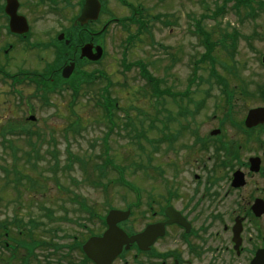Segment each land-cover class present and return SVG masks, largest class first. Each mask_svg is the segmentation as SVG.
<instances>
[{
	"label": "rangeland",
	"instance_id": "obj_1",
	"mask_svg": "<svg viewBox=\"0 0 264 264\" xmlns=\"http://www.w3.org/2000/svg\"><path fill=\"white\" fill-rule=\"evenodd\" d=\"M128 1L135 5L143 3L149 9L147 12L157 11L162 17L169 15V27H163L160 20L155 23L156 43L152 40L148 44L146 37L130 38L127 43L126 33L113 25L99 44L104 51L101 59L81 64L72 78L74 83L64 84L60 91H40L33 81L13 85L8 78L0 77V219L21 217L27 222L29 217L47 216L52 210L55 221L64 215L63 205L74 207L65 201H73L77 196L90 211L98 214L89 219L88 209H79V220L86 225L81 228L83 237L89 232H102L104 222L102 224L100 217H104L110 206L125 210L133 205L126 227L136 231L154 220L153 212L159 209L154 202L153 210L149 209L150 195L163 206L162 196L171 184L180 186L178 192L183 196L177 206H190L192 215L197 216L196 224L207 227L208 232L220 233L226 245L225 238L230 231L226 233L225 226L232 227L238 211H246L251 196L264 193V177L259 175L250 181L247 177V184L237 193L230 185L235 169H241L250 156L264 152V146L260 147L264 131L257 128L254 136L253 131L238 126L248 109L264 102V98L252 91L244 100L235 88L241 81L251 89L256 77L264 83V69L260 65L264 54V4L257 6V1L264 3V0H254L253 15L243 6H238L240 11H236L235 0H186V4L185 0ZM110 2L115 16L124 18L131 14L118 8L117 0ZM198 22L211 41L219 43L212 53L216 58L214 68L227 78L229 89L237 90H232L231 99V109L234 107L236 111L234 123L231 117L220 124L223 110L227 109L226 97L211 76V65L200 64L205 47L195 30ZM186 29L190 30V36ZM237 32L236 45H231L225 36L233 37ZM43 51L45 60L31 57L26 64L33 71L41 72L57 65L56 51ZM138 60L161 80L157 91L151 89L140 68L134 65ZM194 62L197 71L192 68ZM221 63L240 75H232ZM95 71L105 72L106 77L96 80ZM84 74L91 75L92 80L87 83ZM107 79L112 84L105 93L118 102L113 103H117L118 109L111 114L108 109L113 105L103 103L105 96H100L108 84ZM44 98L46 103L42 102ZM26 102L33 108L31 112ZM214 129H220V134L211 135ZM27 130L38 134L29 136ZM197 133L201 137L193 135ZM256 136L259 137L255 141ZM206 139L209 144L203 148L200 144ZM221 141L236 149L233 158L225 153ZM100 153H103L98 160L100 165L93 166L97 176L106 166L109 168L101 187H95L85 176L93 174L92 160ZM78 157L89 164L87 172L82 171ZM227 159L231 160L227 162ZM33 162L36 169L32 167ZM6 166L37 180L17 182L13 173L7 176L2 170ZM123 177L138 189L139 199L125 183L116 184L123 182ZM248 212L249 217L252 216L249 209ZM263 217L254 218L256 221L248 218L244 224V232L252 233L257 243L261 241L260 232L264 231ZM62 224L58 220L53 225Z\"/></svg>",
	"mask_w": 264,
	"mask_h": 264
},
{
	"label": "flooded vegetation",
	"instance_id": "obj_2",
	"mask_svg": "<svg viewBox=\"0 0 264 264\" xmlns=\"http://www.w3.org/2000/svg\"><path fill=\"white\" fill-rule=\"evenodd\" d=\"M99 1L101 3L99 18L81 25L77 19L84 9L86 0H0V77L8 78L13 85L26 84L34 79L38 87H43L47 84L48 77L53 82L58 75L62 77L64 66L70 63L76 64L75 71L81 64L96 63L90 59L81 58V48L89 42L95 46L101 44L104 35L113 25L126 33L127 43L130 42V38L139 40L146 37L148 44L155 40L157 32L155 23L159 22V12H147L149 9L141 2L135 5L128 0H117L118 8L131 13L122 18L114 15L110 0ZM158 1L160 0H156ZM183 11H186V8ZM102 16L105 17L102 19ZM161 25L170 26L164 21ZM103 28L104 31H102ZM171 31L173 32V29ZM186 31L190 36V30L186 29ZM48 49L56 51L58 61H61L58 65L48 66L50 69L47 67L41 72L33 71L26 65L31 57L45 60L41 52ZM260 65L264 69V54L261 55ZM250 88L249 90L259 92L260 98L262 97L264 83L257 77ZM55 90L57 91L58 87H55ZM25 104L28 105L27 102ZM255 105L254 107H260L264 105V102L261 101L260 104ZM28 107L31 111L30 104ZM260 144V147L264 146V142L261 141ZM263 155L264 152L262 155H256L261 157V170L258 173L249 170L251 156L242 163L241 169L246 171L249 181L255 175L264 177L261 174L264 172ZM179 188L180 186L175 185L165 188L166 194L162 196L165 200L163 206L159 200L153 199V202L159 205V209L153 212L154 220L148 223L165 222L168 219L165 209L172 207L186 219L189 231L177 223L170 224L166 226L165 235L157 238L149 250H141L133 244L129 249H124L112 264H251L257 250L264 248V231L260 232L261 241L257 243L252 233L244 232V224L248 218L256 221L251 205L257 198L264 200V193L251 196L246 211H238L235 216L244 218L241 242L236 248L232 239V227L225 226L226 233L228 231L230 233L225 238L227 244L223 245L220 233L208 232L207 227L196 224L197 216L192 215L190 206H177V201L183 199L178 192ZM241 189H233V191L237 193ZM65 202H71L74 207L68 208L63 205L65 208L61 211L64 215L55 221L51 209L47 216L43 215L39 218L32 216L27 219V222L21 217L11 219L3 216L0 219V264H94L86 258L81 249L91 235H101L103 231L89 232L91 235L88 233L83 237L81 228L86 225L81 224L79 220L78 201ZM249 208L254 217H249ZM71 212L73 214L68 215ZM217 218L221 219V216ZM257 219L260 220L261 217ZM58 220L63 224L53 225ZM65 221L67 223H64ZM119 226L128 230L126 222L119 223ZM70 227L72 230H69Z\"/></svg>",
	"mask_w": 264,
	"mask_h": 264
},
{
	"label": "water",
	"instance_id": "obj_3",
	"mask_svg": "<svg viewBox=\"0 0 264 264\" xmlns=\"http://www.w3.org/2000/svg\"><path fill=\"white\" fill-rule=\"evenodd\" d=\"M101 10V3L99 0H86L84 9L77 19V21L84 25L89 20H97ZM62 38V37H61ZM103 48L101 45L95 46L89 42L83 45L81 49V58H88L93 61H98L103 56ZM75 69V63H71L64 67L63 77L69 78ZM34 120L35 117L31 116ZM264 123V107L253 108L249 110L245 125L249 128L258 124ZM220 130L215 129L211 134H219ZM250 170L258 172L260 169V158H250ZM245 175L241 171H236L233 175L232 186L240 187L245 185ZM252 209L256 216L264 214V200L256 199L252 205ZM166 214L169 220L166 223H156L148 225L142 232L129 236L125 231L118 227V223L126 220L130 211L111 210L106 218L108 228L102 236L91 237L83 246L86 255L96 264H111L113 260L122 252L123 248L129 249L131 244L137 243L139 248L147 250L159 236L165 234V224L179 223L187 226L186 220L171 207L166 209ZM242 220L237 217L233 226V241L236 242V248L240 243V235L242 232ZM252 264H264V249H259Z\"/></svg>",
	"mask_w": 264,
	"mask_h": 264
},
{
	"label": "trees",
	"instance_id": "obj_4",
	"mask_svg": "<svg viewBox=\"0 0 264 264\" xmlns=\"http://www.w3.org/2000/svg\"><path fill=\"white\" fill-rule=\"evenodd\" d=\"M257 2H259L260 4H262L263 2L262 1H257ZM254 3V0H237V3H236V5H237V11H239L240 9L238 8V6H246L250 11H248V13L249 14H255V11H256V7L255 6H253L252 4ZM223 8H221V9H219L218 11H221ZM166 14H163V16H165ZM166 17V18H165ZM164 17V20L166 21V23H168L169 22V19L167 18V16H165ZM216 16H214V18H215ZM158 20H160L161 22L163 21V18H162V15L160 14L159 15V17H158ZM197 25H199L195 30L200 34V36H201V38H202V44L204 45V47H205V52L204 53H202V57H201V59H200V64H203V65H205L206 63L208 64V65H211V76H213V78H214V80H215V82L218 84V86L222 89V92L224 93V95L226 96V98L227 99H229V101L226 103V105L227 106H231V99H232V90L233 91H235V92H237V90L235 89V88H233L232 90L231 89H229L230 87H231V85L229 84V82H228V80H227V78L224 76V75H222V74H219L217 71H216V69L214 68V66H215V57H213V55H212V53H213V51H214V49H215V46H217L219 43H216V42H213V41H211V39H210V36L209 35H207V33L205 32V30L202 28V26H200V22H198L197 23ZM227 34V33H226ZM239 35V33L237 32L236 33V35H234L233 34V37H231V36H228L227 37V35L225 36V39L227 38V41L232 45H236V37ZM261 36V35H260ZM233 47V46H232ZM234 48V47H233ZM232 48V49H233ZM234 50V49H233ZM174 60V59H173ZM134 65H137L139 68H140V73H141V75L143 76V78L144 79H146V81H148V83L150 84V86H151V89H153V90H155V91H157V89H159V83L161 82V80L160 79H157V78H155L154 77V75H152L151 74V72L148 70V68H147V66L141 61V60H138V61H135L134 62ZM221 65H222V67L226 70V71H228V72H231L232 73V75H240L238 72H237V70H234L233 71V69L230 71V70H228L227 68H225V64H223V63H221ZM197 66H198V62H197ZM192 68L195 70V71H197V69H198V67H196V63L194 62L193 63V65H192ZM84 72V71H83ZM105 73L104 72H101V75H97L96 77H94L96 80H101L105 75H104ZM85 76H84V78H85V81L88 83L89 81H91L92 80V76L91 75H89L88 76V74H84ZM17 77V76H16ZM15 77V78H16ZM80 80V79H79ZM48 82H49V84H58V83H60V82H64V83H66L67 81L65 80V79H63L60 75H58L57 77H56V80L53 82V81H51L50 80V77H48V80H47ZM72 82H73V80H71ZM107 85L103 88V91L101 92V97L102 96H105L106 98H105V101H104V103L105 104H107V102H109L110 103V105L112 104L113 105V103H115V102H117L115 99H112V97L110 96V95H108L107 96V94H109V93H105V91L106 92H108L109 91V86L112 84V82H111V80H108L107 79ZM74 83V82H73ZM48 84V83H47ZM53 85V86H54ZM230 85V86H229ZM73 88H74V90L76 89V85L75 84H73ZM43 88V87H42ZM106 88V90H104ZM108 89V90H107ZM166 92H170L169 90H166ZM166 94H170V93H166ZM241 94L243 95V97L244 98H248V96H249V92H247L246 90H242V92H241ZM45 99V98H44ZM45 101V103L47 102V100L45 99L44 100ZM118 103V102H117ZM117 103L116 104H114L113 106H112V109L111 110H109L108 109V114H111V113H113V110H115V109H118V105H117ZM234 113H233V111H230L229 109L228 110H226V111H224L223 112V120H225V119H230V116L232 117V115H233ZM241 126V127H243L244 128V124H243V122H239L238 123V126ZM161 131H163V129H161ZM194 131L195 130H193L192 131V133H194ZM28 134H29V136H31V135H33V134H38V133H36V132H34V131H32V130H27L26 131ZM193 135H195V134H193ZM195 136H197V135H195ZM34 144V147H35V151L36 152H38L39 151V149L36 147V143H33ZM209 144V141L206 139V141H204V143L202 144L203 145V147H205V148H207V145ZM221 144H222V146H223V148L225 149V153L229 156V157H233L234 156V154H236V149L233 147V145H232V147H229V145L227 144V143H224L223 144V142L221 141ZM105 152V150L103 151V153ZM103 153H100V154H98V155H96L95 157H93L94 159L92 160L93 161V163L91 164V167H93V166H97V165H100V163L98 162V160L100 159V156L103 154ZM56 159H58L57 157L55 158V160ZM73 159V158H72ZM77 161L79 162V164L81 165V169H82V171L83 172H87L88 170H87V165H89V164H85V160L83 159V158H77ZM32 167L34 168V169H36V165H35V163L33 162L32 163ZM108 166H106L105 168H104V172L103 173H101V175L100 176H97V173H96V169L93 167V169H92V172H93V174H91L90 173V175H86L85 177H86V180H89L90 181V183L93 185V186H95V187H101V182L103 181L102 180V178H104V176H107V169L109 168H107ZM53 168L55 169V172H56V168H57V165L55 164V165H53ZM4 172H5V174H7V176H10V174H12L13 173V176H14V180L16 179V181L18 182V181H22V179H30V181H36L37 180V178H33L32 177V175H28V174H23L22 172H20V171H17V170H14L13 169V171L12 170H10L9 168H7V166L6 167H3V169H2ZM12 171V172H11ZM24 176V177H23ZM23 177V178H22ZM21 178V179H20ZM123 179H124V177H123ZM104 182V181H103ZM126 181H125V179H124V181L123 182H117L116 184H124ZM82 205V204H81ZM85 207H83V209H84Z\"/></svg>",
	"mask_w": 264,
	"mask_h": 264
}]
</instances>
